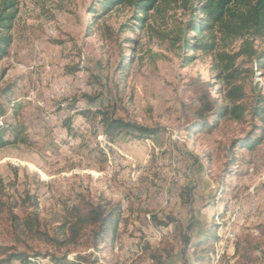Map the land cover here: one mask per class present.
<instances>
[{
	"label": "rangeland",
	"instance_id": "1",
	"mask_svg": "<svg viewBox=\"0 0 264 264\" xmlns=\"http://www.w3.org/2000/svg\"><path fill=\"white\" fill-rule=\"evenodd\" d=\"M95 4L19 1L13 42L0 61V90L11 92L2 99L3 120L21 129L16 144L0 148V246L8 251L0 259L23 252L28 261L12 264H62L50 256L68 253L74 264H195V245L211 236L204 264H256L249 254L264 260V114L191 132L200 93L221 103L223 84L212 54L180 47L184 0H166L152 13L138 45L128 41L136 39L128 32L136 22L131 9L93 17ZM248 76L252 106L259 86L264 94V70ZM112 104L117 117L160 132H123L110 142L98 111ZM251 134L262 135L252 147L232 145ZM102 199L119 203L122 214L98 249L89 241L54 246L13 222L37 204L41 230L52 231L67 207Z\"/></svg>",
	"mask_w": 264,
	"mask_h": 264
},
{
	"label": "trees",
	"instance_id": "2",
	"mask_svg": "<svg viewBox=\"0 0 264 264\" xmlns=\"http://www.w3.org/2000/svg\"><path fill=\"white\" fill-rule=\"evenodd\" d=\"M20 0H0V61L4 59L13 42L11 29L18 13ZM166 0H96L91 8L93 17L107 14L110 10L119 8L131 9L135 27L130 26L128 32L136 36L139 30L144 28L152 13L160 12L162 4ZM188 10V18L180 29V47L184 52L203 51L214 57V68L217 78L223 84L222 102L204 90L198 97L197 107L193 110L194 120L189 126L191 132L198 129L213 127L221 119H230L238 122L244 121L247 114L251 117H262L264 114V94L262 89L257 91L254 104L247 102L245 79L248 75H254L264 70V48L256 47V41L264 39V0H184ZM233 47L237 49L233 50ZM189 55L183 57L184 63L191 61ZM250 61L251 67L245 68L241 61ZM258 86L259 83H256ZM9 89L0 90V148L18 142L21 129L14 124H8L3 120L5 107L2 99L10 98ZM92 99L91 97H88ZM8 101V100H7ZM109 105V104H108ZM104 106L98 111L99 124L103 128L105 137L114 141L121 133L133 134L137 137H147L158 134L159 128H151L142 125L136 120H127L117 117L116 106L112 104ZM264 131V130H263ZM9 133H15V138H8ZM247 136L233 142L242 143V146L252 147L262 137ZM248 138V140H247ZM235 161V160H234ZM0 180V185H1ZM122 214L121 205L107 200L97 203L79 202L67 207L58 224L52 231L41 230L39 207L36 204L30 216L24 221L13 215V222L24 227L33 237H39L48 244L65 247L69 250L77 249L83 241H89V246L98 249L119 224ZM85 239V240H84ZM211 236H206L195 245V264H204L212 258V248L208 246ZM206 254L199 255L197 250L203 245ZM2 254L8 251L2 250ZM52 260L62 264H74L68 253L62 256H50ZM256 264H264V260L258 256H246ZM28 256L23 252L9 253L0 259V264H12L17 260L28 261ZM84 257L78 256L76 260ZM94 264L98 263L96 258Z\"/></svg>",
	"mask_w": 264,
	"mask_h": 264
}]
</instances>
